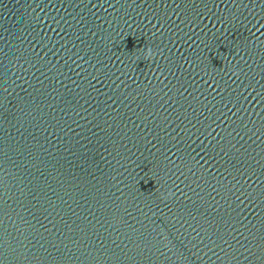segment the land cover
Segmentation results:
<instances>
[{
    "label": "water",
    "instance_id": "obj_1",
    "mask_svg": "<svg viewBox=\"0 0 264 264\" xmlns=\"http://www.w3.org/2000/svg\"><path fill=\"white\" fill-rule=\"evenodd\" d=\"M0 264H264V0H0Z\"/></svg>",
    "mask_w": 264,
    "mask_h": 264
},
{
    "label": "clouds",
    "instance_id": "obj_2",
    "mask_svg": "<svg viewBox=\"0 0 264 264\" xmlns=\"http://www.w3.org/2000/svg\"><path fill=\"white\" fill-rule=\"evenodd\" d=\"M150 54H152L151 49L148 50Z\"/></svg>",
    "mask_w": 264,
    "mask_h": 264
}]
</instances>
